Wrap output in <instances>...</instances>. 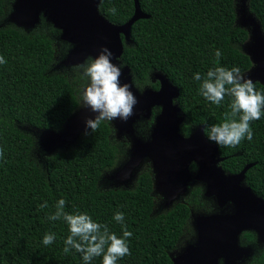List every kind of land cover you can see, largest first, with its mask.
Listing matches in <instances>:
<instances>
[{
    "label": "trees",
    "instance_id": "obj_1",
    "mask_svg": "<svg viewBox=\"0 0 264 264\" xmlns=\"http://www.w3.org/2000/svg\"><path fill=\"white\" fill-rule=\"evenodd\" d=\"M12 1L0 0V23ZM138 1L148 17L133 25L131 43L125 44L121 58L122 65L131 68L137 88L156 73L165 75L180 91L177 102L186 117L185 135L192 128L222 123L230 98L220 106L208 102L199 94L194 74L206 75L216 66L239 67L242 73L251 69V58L240 50L249 33L237 26L235 0ZM249 7L264 31V0H250ZM135 11V0H102L100 5L101 14L118 26L127 24ZM61 33L53 26L34 35L15 25L0 27V56L7 61L0 64V264H84L74 249L64 252L68 225L47 218L60 199L66 201L69 214L86 212L120 237L127 227L132 233L131 255L117 264H173L170 254L187 231L191 210L208 207L201 188L160 215L155 214L150 171L139 176L133 189L102 190L104 173L116 166L121 153L106 121L72 148L48 157L43 166L33 159L36 141L19 126L62 131L81 105L76 79L51 74L59 54L55 37ZM217 50L222 52L219 65ZM254 83L264 92L262 84ZM251 128L252 140L245 138L235 147L210 143L218 146L227 173L239 174L254 165L246 184L264 199V109ZM45 202L48 207L41 209ZM118 211L124 214L123 224L114 220ZM46 233L56 236L48 246L43 244ZM256 238L254 231L243 234L247 242ZM91 264H102V256ZM251 264H264V254Z\"/></svg>",
    "mask_w": 264,
    "mask_h": 264
},
{
    "label": "water",
    "instance_id": "obj_2",
    "mask_svg": "<svg viewBox=\"0 0 264 264\" xmlns=\"http://www.w3.org/2000/svg\"><path fill=\"white\" fill-rule=\"evenodd\" d=\"M101 3L102 0H17L12 20L19 28L29 30L39 24L41 15L48 18L55 28L61 30L62 40L74 47L66 61L68 66L82 64L89 56L97 57L105 47L113 53L112 63L119 66L125 44L131 43L133 25L148 16L135 0L134 17L127 24L118 26L101 14ZM261 27L256 30L252 58L248 56L252 64H257L253 82L264 86ZM157 79L161 82L159 92L146 90L141 94L135 86L131 68H122L120 82L132 85L131 91L138 104L134 107V115L126 122L115 119L119 134L133 136L136 123L141 118L150 119L154 107L162 106L163 111L152 128L150 139L144 142L136 138L130 160L116 177L120 181L133 178L143 162L151 160L158 179L154 181V192L159 188L168 206L181 202L189 193V185L194 183V179L199 184H206L204 197L215 199L219 212L199 215L194 223L196 243L189 245L178 257H171L173 264H220L221 260L224 264H239L249 253L240 246L244 232H256L264 243V199L246 184V174L254 165H248L239 174H229L221 165L223 158L218 146L210 143L203 128L194 129L189 137H185L182 126L186 117L177 102L180 91L165 75L158 74ZM94 116L90 109H79L62 131L45 132L46 145L61 146L76 140L77 143L80 135L90 130L86 128V121ZM194 163L199 166L197 174L191 171ZM231 205L233 211L226 212L225 209ZM194 214L191 210V217Z\"/></svg>",
    "mask_w": 264,
    "mask_h": 264
},
{
    "label": "clouds",
    "instance_id": "obj_3",
    "mask_svg": "<svg viewBox=\"0 0 264 264\" xmlns=\"http://www.w3.org/2000/svg\"><path fill=\"white\" fill-rule=\"evenodd\" d=\"M115 12V9H112ZM222 55L215 52L216 63ZM113 53L108 48L101 49L97 57L89 56L84 63L73 66V71L81 73L88 81L81 91V102L84 108L95 114L86 121V128L95 132L102 122L114 119L129 120L134 115V107L138 100L131 91L132 85L121 84L123 65L112 63ZM7 61L0 56V64ZM199 83V94L208 102L220 106L225 97L230 98L229 111L225 112L222 123L204 129V135L210 142L221 147H235L243 139L253 138L251 124L260 120L264 109V92L258 91L256 83L246 78L239 67L228 69L222 66L210 68L206 75L194 74ZM87 134V132H86ZM3 149H0V158ZM66 201L60 199L55 205V212L48 215L52 221L63 220L69 229L64 241V252L74 249L80 253L84 264L102 256V264H117L118 260L131 255L128 238L132 233L123 228L122 237L110 231L108 225L93 220L86 212L65 211ZM48 207L47 202L39 206ZM114 220L123 224L124 214L117 212ZM56 239L54 233H46L43 238L45 246L51 245ZM220 264H224L221 260Z\"/></svg>",
    "mask_w": 264,
    "mask_h": 264
},
{
    "label": "rangeland",
    "instance_id": "obj_4",
    "mask_svg": "<svg viewBox=\"0 0 264 264\" xmlns=\"http://www.w3.org/2000/svg\"><path fill=\"white\" fill-rule=\"evenodd\" d=\"M17 0H13L11 5L8 8L7 15L4 17V19L0 23V27H4L6 25H15L18 27L17 23L12 20V15L15 12L14 6L16 4ZM236 2V10H237V26L239 28L245 29L249 33L248 40L240 46V50L246 54L249 55L252 58V47L255 43L256 38V30L258 26L261 27L260 20L258 17L250 10L249 3L250 0H235ZM50 26L54 25L52 22L46 18L44 15H41L40 22L35 27L27 30L22 28L26 33L29 35H34L36 33H40L44 31L45 29L49 28ZM19 28V27H18ZM50 30V29H49ZM48 32V31H47ZM50 32V31H49ZM51 33V32H50ZM259 34L264 37V31L262 27L259 29ZM56 43L58 44L57 49L59 51L58 57L54 63V65L51 68V74H65L69 76L71 79H76L77 81V87H78V93L81 96V91L85 87V85L88 83L87 79L79 72L73 71V66H68L66 64V61L71 54L73 50V46L69 43L64 44L62 40V33L61 36L55 37ZM71 45V46H70ZM253 67L246 73H243L246 78H250L253 81L255 80L253 78V74L257 69V64L253 63ZM78 77H81L80 80ZM151 78V77H150ZM84 108L82 106V102L80 105V109ZM79 111V110H78ZM107 122V121H106ZM112 129H113V135H112V142L118 146L121 153L118 159V162L116 166L113 169H110L106 171L101 179L100 182V188L102 190H109V189H133L135 185L137 184L138 177L145 171H150L154 177V181H158L157 174L154 169L153 162L151 160H146L143 162V164L136 170L134 173L133 178L120 181L116 174L123 169L125 164L130 160L131 154L134 150V144L136 138L141 141H148L152 135V128L153 123H149V128L143 129L144 123L143 121L136 123L135 125V132L133 136H126V135H120L118 132V129L115 126V119L112 122H108ZM19 128L24 131L25 133L32 135L36 141V147L33 151V159L37 161V163L41 166H43L46 162V159L54 154H56L59 151H64L72 148V146L76 143L74 141L72 144L67 145H61V146H54V145H46V135L45 133L47 130H33L29 129L24 126H19ZM197 129V128H195ZM87 134L91 133L92 130L86 131ZM86 132L82 133L80 135V138L83 135H86ZM201 184L198 182H194L191 185H189V193L197 187H200ZM187 195L183 198L186 200ZM155 197V214L160 215L168 211L172 206L167 205L166 197L161 192L159 188H156V191L154 192ZM183 199L180 201L182 202ZM215 199H212V201H207L208 207H205L204 209H201V211H198L194 209V216L190 218V221L188 223L187 231L185 232L184 237L180 240L179 245L177 248L171 252V257L176 258L182 252L189 246L197 241V233L194 229V219L197 216L198 213L201 214H210L215 213L219 211L218 205L215 203ZM176 204V203H175ZM174 204V205H175ZM213 205V206H212ZM228 213H231L233 211V206H229L227 210H225ZM251 232V231H249ZM240 246L244 249H247L249 253L245 256H243V259L240 261L239 264H251L255 262L261 255L264 254V243L260 240L259 236L257 235L256 241L253 242H247L243 239V235L240 238Z\"/></svg>",
    "mask_w": 264,
    "mask_h": 264
},
{
    "label": "flooded vegetation",
    "instance_id": "obj_5",
    "mask_svg": "<svg viewBox=\"0 0 264 264\" xmlns=\"http://www.w3.org/2000/svg\"><path fill=\"white\" fill-rule=\"evenodd\" d=\"M159 73H156L154 76H153V78H151L143 87H140V88H137L138 89V91L141 93V94H144L145 93V91L146 90H152L153 92H159L160 91V89H161V82L157 79V75H158ZM158 82H159V88H158ZM135 83V82H134ZM135 86H136V84H135ZM137 87V86H136ZM162 111H163V107L162 106H156V107H154L153 108V114H152V117L150 118V119H144V118H141V120H139L137 123H139V122H141V121H143L144 123H146V125L148 126V128H149V123L151 122V123H153V126L155 125V123L157 122V119H158V117L161 115V113H162ZM186 123V122H185ZM185 125V124H184ZM184 125L182 126V128L184 127ZM195 128H192L191 129V131H190V133H189V135H185L184 134V136L185 137H189L190 136V134L192 133V131L194 130ZM191 171H192V173H195V174H197L198 172H199V166L197 165V164H192V166H191ZM194 182H196V179H194ZM201 184V186L200 187H197V188H201L202 189V198H203V200L205 201V202H207V201H212V199L213 198H211V199H208V198H205L204 197V193H205V187H206V184H203V183H200ZM193 192V190L190 192V194L186 197V199L191 195V193ZM186 200L184 199L183 201H182V203L183 202H185ZM179 203H181V202H179ZM216 203V202H215ZM176 204H178V203H176ZM217 204V203H216ZM218 205V204H217ZM213 206V205H212ZM217 208H219V206L217 207ZM228 208V207H227ZM227 208L225 209V210H227ZM193 211H194V209H192ZM219 212V211H218ZM215 213H217V212H215ZM210 214H214V213H210ZM210 214H205V215H210ZM199 215H203V214H201V213H198L197 214V216L195 217V219H194V223L197 221V219H198V217H199ZM195 229V228H194ZM247 232H249V231H247ZM245 233V232H244ZM243 233V234H244ZM242 234V235H243ZM240 263V262H239Z\"/></svg>",
    "mask_w": 264,
    "mask_h": 264
}]
</instances>
